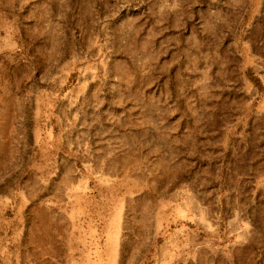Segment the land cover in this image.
<instances>
[{
	"label": "rangeland",
	"instance_id": "rangeland-1",
	"mask_svg": "<svg viewBox=\"0 0 264 264\" xmlns=\"http://www.w3.org/2000/svg\"><path fill=\"white\" fill-rule=\"evenodd\" d=\"M0 264H264V0H0Z\"/></svg>",
	"mask_w": 264,
	"mask_h": 264
},
{
	"label": "trees",
	"instance_id": "trees-1",
	"mask_svg": "<svg viewBox=\"0 0 264 264\" xmlns=\"http://www.w3.org/2000/svg\"><path fill=\"white\" fill-rule=\"evenodd\" d=\"M248 76H249V79L255 84V86L261 87L260 81L257 78H255L251 74H248Z\"/></svg>",
	"mask_w": 264,
	"mask_h": 264
}]
</instances>
